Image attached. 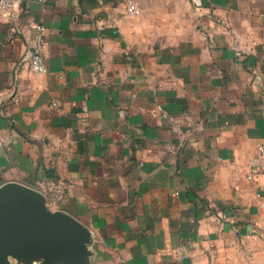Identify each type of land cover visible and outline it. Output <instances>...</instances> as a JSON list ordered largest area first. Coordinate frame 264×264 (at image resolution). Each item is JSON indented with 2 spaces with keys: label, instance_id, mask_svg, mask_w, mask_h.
<instances>
[{
  "label": "crops",
  "instance_id": "1",
  "mask_svg": "<svg viewBox=\"0 0 264 264\" xmlns=\"http://www.w3.org/2000/svg\"><path fill=\"white\" fill-rule=\"evenodd\" d=\"M138 2L24 0L0 22V185L85 225L89 264H264V0Z\"/></svg>",
  "mask_w": 264,
  "mask_h": 264
},
{
  "label": "water",
  "instance_id": "2",
  "mask_svg": "<svg viewBox=\"0 0 264 264\" xmlns=\"http://www.w3.org/2000/svg\"><path fill=\"white\" fill-rule=\"evenodd\" d=\"M91 231L45 195L17 181L0 185V264H89Z\"/></svg>",
  "mask_w": 264,
  "mask_h": 264
},
{
  "label": "built area",
  "instance_id": "3",
  "mask_svg": "<svg viewBox=\"0 0 264 264\" xmlns=\"http://www.w3.org/2000/svg\"><path fill=\"white\" fill-rule=\"evenodd\" d=\"M24 0H0V22L12 23L16 16V11L23 3ZM139 0H126L127 11L130 14L139 13ZM29 27L35 30V35L28 42V49L25 55V59L29 64L32 71L38 74H44L47 72V62L45 55L46 42L44 38V26L38 22H30ZM52 105L57 106V102L52 100ZM252 168H256L259 165L264 164V145L258 146L257 153L251 158ZM253 171L248 175L252 176Z\"/></svg>",
  "mask_w": 264,
  "mask_h": 264
}]
</instances>
